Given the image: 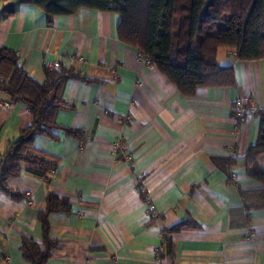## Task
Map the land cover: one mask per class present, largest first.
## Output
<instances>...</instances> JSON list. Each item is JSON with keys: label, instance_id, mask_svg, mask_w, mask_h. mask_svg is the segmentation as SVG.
<instances>
[{"label": "crops", "instance_id": "obj_1", "mask_svg": "<svg viewBox=\"0 0 264 264\" xmlns=\"http://www.w3.org/2000/svg\"><path fill=\"white\" fill-rule=\"evenodd\" d=\"M118 22L117 13L88 8L48 21L37 6L0 0V47L15 52L31 77L42 81L53 61L80 75L65 82L70 107L59 109L56 121L84 134V142L61 130L57 140L36 136L37 149L59 158L56 168L48 180L25 172L7 180L32 203L0 193V264H28L23 239L42 246L38 214L49 193L70 206L47 216L55 247L46 264H155L161 232L179 223L188 225L163 245L165 264H264V207L240 193L261 188L244 160L259 117L237 126L231 111L244 94L264 108V58L239 60L219 48L218 65L233 68L234 84L199 87L187 97L154 65L137 60V49L119 40ZM31 122L28 108L0 91V158ZM117 139L125 148L115 152ZM147 200L156 221L146 217Z\"/></svg>", "mask_w": 264, "mask_h": 264}, {"label": "trees", "instance_id": "obj_2", "mask_svg": "<svg viewBox=\"0 0 264 264\" xmlns=\"http://www.w3.org/2000/svg\"><path fill=\"white\" fill-rule=\"evenodd\" d=\"M40 8L51 21L53 17L70 15L81 8L119 15L117 36L120 41L144 53L149 63L165 75L184 96L192 97L199 87H226L234 84L231 66L220 67L217 62L219 48L233 51L236 59L264 58V0H23ZM44 79L31 77L18 63L15 52L0 47V91L9 102L23 103L32 115V122L21 128L0 158V193L12 199L25 198V194L8 186L7 180L22 172L48 180L59 158L37 149L33 142L42 135L53 140L63 131L84 142L78 128L60 125L56 121L59 109L70 107L62 97L68 79L81 78L72 68L57 70L44 68ZM259 117L257 140L248 147L244 156L247 174L261 185L256 191L240 190L243 199L252 197L255 207H264V108ZM234 158L224 163L227 181L234 183L231 166ZM219 167L223 163L213 158ZM66 198L49 193L45 209L38 217L43 227L42 246L23 239L20 249L28 264H46L52 256L55 242L48 236L47 216L51 212L67 211ZM246 207H248L245 204ZM179 223L163 229V245L169 235L181 229ZM193 226V223H189Z\"/></svg>", "mask_w": 264, "mask_h": 264}, {"label": "built area", "instance_id": "obj_3", "mask_svg": "<svg viewBox=\"0 0 264 264\" xmlns=\"http://www.w3.org/2000/svg\"><path fill=\"white\" fill-rule=\"evenodd\" d=\"M83 61V57L81 56H69V60L75 61V60ZM137 60L141 62L149 63L148 57L142 53L137 51ZM47 68L57 70L60 67V63L58 61L48 62L46 64ZM260 109V107L255 103L253 98L250 95L244 94V95H238L232 102V116L234 118L235 123L237 126H240L245 120L249 119L253 115H256V112ZM125 143L121 139H117L114 143L113 149L114 151L124 150ZM127 159H130V156H126ZM139 191L141 190V186H138ZM25 200L27 204H31V198L29 194H25ZM146 217L148 220H154L156 221L159 219V214L156 210L155 205L147 200V208H146ZM248 238H252V234H247ZM155 257L154 262L155 264H165L162 259V246L159 245L155 247L154 250Z\"/></svg>", "mask_w": 264, "mask_h": 264}]
</instances>
